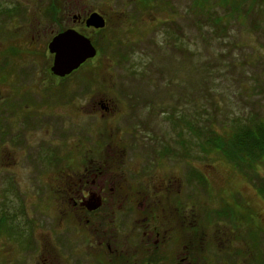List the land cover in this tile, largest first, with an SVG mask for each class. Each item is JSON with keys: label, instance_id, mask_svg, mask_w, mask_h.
<instances>
[{"label": "rangeland", "instance_id": "374dc122", "mask_svg": "<svg viewBox=\"0 0 264 264\" xmlns=\"http://www.w3.org/2000/svg\"><path fill=\"white\" fill-rule=\"evenodd\" d=\"M21 1L30 5L31 0ZM21 1L6 0L8 9H17ZM224 1L56 0L63 10L92 11L107 22L101 32H85L97 48V57L64 81L51 72L54 60L48 45L54 25L28 26L26 18L7 14L6 24H0V217L7 225L6 234L0 235V264H40L43 245L37 242L46 238L52 246L54 233L57 247L70 248L60 264L83 261L80 234L70 233V239L63 241V232H58L64 229L58 228L59 214L51 212L49 184L60 166L89 165L108 152L110 141L103 142L99 152L96 147L93 153L86 151V139L87 145H93L91 138L110 137L107 118L90 110L82 111V117L74 114L99 98L129 114L115 116L120 130L115 127L119 141L114 139L127 155L125 177L144 184L160 148L183 155L157 172L184 179L194 165L195 205H208L201 216L213 221L207 225L200 219V224L214 234L220 222L231 220L233 250L245 246L247 264H264V156L255 168L240 167L206 141L213 137L211 130L228 139L234 131V136L239 134L240 127L264 122V0H228L227 6ZM39 4L40 10L49 5L47 0ZM2 5L6 3L0 0ZM23 5V11L39 7ZM231 10L239 11L233 15ZM18 23L24 26L15 29ZM16 48L18 54L12 50ZM6 53L14 61L3 58ZM11 97L13 110L6 105ZM26 103H36L35 108ZM172 103H178L183 113L178 128L165 116L150 118L149 108L159 114ZM78 145L85 147L81 150ZM115 229L123 236L131 223ZM22 231L30 233L34 242L20 239L17 235ZM199 231L195 247L205 253L201 262L243 261L234 256L217 261L216 257H224L217 254L224 245L218 240L207 244Z\"/></svg>", "mask_w": 264, "mask_h": 264}, {"label": "flooded vegetation", "instance_id": "af4514ba", "mask_svg": "<svg viewBox=\"0 0 264 264\" xmlns=\"http://www.w3.org/2000/svg\"><path fill=\"white\" fill-rule=\"evenodd\" d=\"M43 1L31 0L29 1L30 5L21 1L16 5L17 9L12 10L8 9L6 0H3L6 5L0 6V24H6L3 20L9 13L13 16L12 18L17 20L20 19L19 15L23 19L26 18L24 22L29 23L28 26L36 22L41 29L47 25H54L52 28L56 31L52 30L50 33V43L56 36L70 29L82 35H85L87 31L101 32L87 27V20L93 13L92 11L63 10L62 6H60L62 10H56V6L60 4L56 0H47L48 8L40 10L39 3ZM21 3L28 7H31L32 4V8L38 7L37 5L39 7L34 10L23 11L21 9L24 5L22 6ZM22 26H24L22 23H18L15 29H20ZM16 34L18 35V33ZM12 36L16 41L21 40L18 36ZM20 36L24 37L22 34ZM16 49L12 50L18 54L19 48ZM7 56L6 53L3 58L6 59ZM10 56L7 59L14 61ZM52 56L54 60V55ZM78 70L63 77L56 75L52 70L51 72L57 80L64 81L69 80ZM80 82L84 85L83 81ZM49 88L46 87L44 90ZM50 89L55 90V88ZM14 99L11 97V102L6 104H11L10 110H13L11 107ZM96 101L98 102L91 103L89 108L88 104H85V109L79 107L74 114L82 117V111L90 110L92 114L95 112L96 116L105 121L107 118L108 123L105 130L110 137H107V140L91 138L90 144L94 142V146L87 145L86 139V151L93 153V149L96 147L97 152H99L104 148L103 142L110 141L108 148H106L108 152L104 151L98 161L92 159L89 165L86 163L84 166H78V168L73 166L64 168L58 163L54 167H60L57 172L53 173L55 176L52 181L50 179L49 184L51 202L54 203V205L51 203L53 207L51 212L59 214L58 221L61 222V225L58 228H62L64 231L60 229L58 232H63V241L70 239L68 237L70 233L71 235L80 234L82 240L81 249L84 259L81 263L75 264H247L245 246L241 247L239 251L233 250L231 247V220L227 219L220 222L214 234L210 232V228L206 230L205 223L209 225L210 223L213 224V221L210 220L211 216H201L205 210H209L208 205H195V193L197 191L195 192L194 165L188 168V171L192 170V173L187 172V177L184 179L177 175L157 172V169L167 168L164 165L175 157L182 160L183 155L175 156L173 151L168 150L167 147L160 148L157 152V159L155 158L156 161L150 162L148 166L150 174L146 175L144 184L132 183L125 177L126 162L123 161V158L127 155L124 154L126 153L124 146L120 142H116L119 140L116 138L115 127L119 130L120 128L117 127V117L115 118V116L121 115V113H126L128 116L129 114L125 109L114 108L115 105L105 98H99ZM26 104L35 108L36 103L34 105ZM156 110L148 109L150 118L158 115L159 117L165 116L166 120H170L173 126L176 128L180 126L183 113L178 103L170 104L168 108L162 109V113L159 114L155 112ZM193 125L192 128H194ZM83 128L84 126L81 127V129ZM99 131L100 129L97 130V132ZM90 136L92 137V135ZM192 138H195L193 131ZM161 142L164 143L163 146L166 145L164 140ZM78 147L80 146L78 145ZM64 158L67 159L65 156ZM121 158L122 160H120ZM82 161L81 159L80 163ZM200 219L204 220V226L202 223L200 224ZM127 221L131 223L129 233L126 232L121 236L120 231H118L116 235V225L117 227L118 225L123 226ZM67 227L68 229H66ZM199 229H202L203 239L207 244L212 245L218 240L221 245H224L217 253L224 255V257L222 260L221 257H216L217 261L226 260L227 257L225 256L238 257L240 261H243L241 263H236V261L234 263L231 261L227 263L201 262V257L205 253L200 252L195 247V237L200 233ZM55 234L52 238V246L49 245L50 242H45L44 239L46 238L37 242L40 246L43 245V256L40 264H60L59 259L70 249L66 246L57 247ZM124 242L127 243V246H123ZM206 249L208 248L201 250Z\"/></svg>", "mask_w": 264, "mask_h": 264}, {"label": "trees", "instance_id": "16d2710c", "mask_svg": "<svg viewBox=\"0 0 264 264\" xmlns=\"http://www.w3.org/2000/svg\"><path fill=\"white\" fill-rule=\"evenodd\" d=\"M224 2L226 6L229 5L228 0H225ZM242 2H244V0H242ZM61 5L62 4H58L56 6V10H59ZM236 11L239 10H231V13L233 14ZM216 21L218 20L216 19ZM238 129L240 131L239 134L236 133V135L234 136L236 132L234 131L228 139L218 137L216 132L211 130V134L213 135V137L208 138L206 141L208 144L212 145L211 148L213 150H215L217 153H221V151H223V154L226 158H230V160H233L235 164L238 163L240 167L247 165L248 167L251 166L252 168H255L256 166L254 167V165L257 161H259V157L261 158L262 155L264 156V122L254 124L253 126H250L246 129L242 127ZM5 221L6 219H2V217H0L1 236L6 234L7 232L5 231V229L7 230ZM1 226L3 227L2 229ZM33 230V227H31V231L29 230L30 233ZM30 233L28 234L22 231V233H18L17 236L20 237V239L28 237V240H30L31 238V240L34 242V237H32ZM24 240H26V238ZM24 240H21L19 242L23 250H25L26 246Z\"/></svg>", "mask_w": 264, "mask_h": 264}, {"label": "water", "instance_id": "95a60500", "mask_svg": "<svg viewBox=\"0 0 264 264\" xmlns=\"http://www.w3.org/2000/svg\"><path fill=\"white\" fill-rule=\"evenodd\" d=\"M87 27L105 29L106 20L98 13H92L87 20ZM49 50L54 55L52 71L62 77L78 70L97 56V49L91 39L73 29L56 36L50 43Z\"/></svg>", "mask_w": 264, "mask_h": 264}]
</instances>
